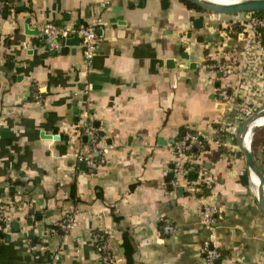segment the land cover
<instances>
[{"label": "crops", "instance_id": "0c3cea01", "mask_svg": "<svg viewBox=\"0 0 264 264\" xmlns=\"http://www.w3.org/2000/svg\"><path fill=\"white\" fill-rule=\"evenodd\" d=\"M139 1L19 0L20 10L0 14V203L10 220L0 264H99L96 235L115 264H128V249L130 264H205L200 247L210 231L200 222V200L218 208L219 263L264 264V217L251 177L242 181L240 128L224 133L228 149L215 141L218 125L233 123L218 90L240 81L247 41L232 21L199 17L202 26L193 28L192 9ZM121 13L123 24L109 22ZM48 22L98 26L90 65L81 43L50 53L40 33ZM215 61L231 66L218 81ZM84 123L101 149L95 170L77 159L90 154L81 142L88 127L78 128ZM54 129L68 138H55ZM187 132L207 141L187 151L192 162L176 185L167 174ZM66 213L74 227L50 234ZM168 223L175 234L162 232Z\"/></svg>", "mask_w": 264, "mask_h": 264}, {"label": "built area", "instance_id": "2783aa9c", "mask_svg": "<svg viewBox=\"0 0 264 264\" xmlns=\"http://www.w3.org/2000/svg\"><path fill=\"white\" fill-rule=\"evenodd\" d=\"M17 0H13V3ZM6 2L0 1V10ZM10 4V3H6ZM234 26H238L240 34L247 43L245 46V59L240 64L243 65V72L237 86L229 90L228 86L223 85L219 87L218 94L223 105V110H230L233 112V123L226 126L223 123L218 125V135L216 142L219 147L228 149L229 144L224 137V133L228 136L234 135L242 124L257 110L264 107V17L253 12L236 14V19L232 21ZM234 30V29H233ZM40 33L45 36L44 43L48 50H59L62 46V41L69 37H79L80 43L83 47V55L87 65H90L93 56L95 55L98 41L101 34L98 31V26L94 25H75V24H55L45 23L40 28ZM231 66L225 67L223 63L215 61L211 63L210 69H214V81L222 78L223 74H230ZM229 69V70H228ZM230 71V72H229ZM39 99V95H35ZM257 123V122H256ZM253 124V130L260 126ZM236 125V126H235ZM252 130V133H253ZM87 132L91 133V140L89 145L90 154L84 156L82 153L77 154L79 161H85L89 169L95 170L99 163L103 162L101 156V149L97 147V135L92 128H87ZM220 134V135H219ZM252 138V134H251ZM203 136L187 132L174 145V152L177 156L176 162L172 168L173 182L178 185L185 179L184 175L185 165L192 162L191 156L187 151L194 147L200 146L201 142H206ZM251 142V141H250ZM250 143L248 144V150ZM188 183V182H187ZM191 183V182H190ZM203 183V182H201ZM200 183V186H201ZM205 183V182H204ZM206 184V183H205ZM189 187V186H188ZM198 188L197 184L190 185L189 189ZM202 188V187H200ZM198 211L201 224L210 231V236L204 239L201 243L200 253L205 261V264H220L221 252L215 247L212 237V232L216 227L218 208L203 200L199 201ZM75 219L72 214L66 213L62 218L57 220L50 227V234L65 233L74 227ZM10 223L9 217L6 216L3 205L0 203V232H2L6 225ZM162 232L165 234H175L176 227L170 223L162 226ZM98 241V249L100 250L101 264H115V260L108 251L106 242L101 235H96Z\"/></svg>", "mask_w": 264, "mask_h": 264}, {"label": "water", "instance_id": "95a60500", "mask_svg": "<svg viewBox=\"0 0 264 264\" xmlns=\"http://www.w3.org/2000/svg\"><path fill=\"white\" fill-rule=\"evenodd\" d=\"M162 4L163 7L167 8L170 4V2L172 1L174 3V6H178L180 7L184 14H186L189 11V8L187 6V4L182 1V0H159ZM189 3L199 7L200 9L204 10V11H208V12H212V13H218V14H239V13H247V12H253V13H263L264 14V0H239L235 3H231V4H227V5H223L217 2H213V1H209V0H187ZM145 0H140L137 4L139 6H144L145 4ZM22 4V3H19ZM134 3L131 2L129 3V6H133ZM120 7H114L113 11L114 12H118L120 11ZM123 16L124 14L121 13L115 17H111L109 19V22L112 23H119V24H123ZM192 26L193 28H200L202 26V19L197 17L193 20L192 22ZM25 32L26 33H30V34H38L39 31L38 30H28L27 26L24 27ZM190 34V33H189ZM43 38H45L44 35H42ZM80 43V38L79 37H69L67 39H65L64 41H62V46L60 47L59 50H50V53L55 55L56 53H61L64 54L66 47L69 45H78ZM187 43H184L182 46L184 48L187 47ZM182 57L187 58V53L183 51L182 53ZM172 61H168L167 63H171ZM192 67L194 66V64L191 65ZM218 85V84H216ZM217 107L221 108L222 105L219 103L217 104ZM264 117V107H262L261 109L257 110L255 113H253L250 117L247 118V120L242 124V126L240 127L238 134H237V146L239 148V150L241 151L242 155L245 158V162L247 165V169H248V174H249V179L251 177V174H254L256 176V178L259 181V187L257 189L256 192V200L258 203V207L259 210L261 212V214L264 217V174L261 172L260 168L258 167L253 155L250 153V151L248 150V148H246L243 144V135L244 132L246 130L247 127L249 126H253V124H255L260 118ZM89 124L84 123L83 125L79 126V131L83 132ZM94 127H98V123L97 121L92 124ZM53 135L55 138H61L63 137L64 139H67L68 136L63 135L62 133H58V131L56 129H54L53 131ZM90 140H91V133H83V135L81 136V142L84 144H90ZM174 166V164L170 165V168L172 169ZM194 173L191 172L189 173V180L190 178L193 179L194 177ZM167 178L168 179H173V172L170 171L167 174ZM251 181V180H250ZM178 191H181V189H179ZM32 212V211H30ZM38 219V218H37ZM27 223L31 224L32 222L27 219ZM41 232V227H38V236L40 235ZM2 232H0V237H2ZM8 238V237H7ZM99 264H101V262H99Z\"/></svg>", "mask_w": 264, "mask_h": 264}, {"label": "rangeland", "instance_id": "374dc122", "mask_svg": "<svg viewBox=\"0 0 264 264\" xmlns=\"http://www.w3.org/2000/svg\"><path fill=\"white\" fill-rule=\"evenodd\" d=\"M192 13L195 17H202L203 19L211 18L214 19L215 21L223 22L224 24H227L229 23V21H234V19H236V14H218L204 10L197 11L194 8L192 9ZM262 17H264V15ZM233 117L234 115H232V122H233ZM249 151L253 155L261 172L264 174V125L257 127L253 130ZM251 188L253 193H256L252 183H251Z\"/></svg>", "mask_w": 264, "mask_h": 264}, {"label": "trees", "instance_id": "16d2710c", "mask_svg": "<svg viewBox=\"0 0 264 264\" xmlns=\"http://www.w3.org/2000/svg\"><path fill=\"white\" fill-rule=\"evenodd\" d=\"M0 1H4V2H8L10 3L9 5L5 3V5L3 6V8L0 10V14L4 17H6L9 12L11 11V9H14V10H20L21 8L17 6V1H15L13 3V0H0ZM184 1L187 5H188V8H194L196 9L197 11H202V9H200L199 7L189 3L187 0H182ZM257 15H260V16H263L264 14L263 13H256ZM264 32V31H263ZM263 44H264V33H263ZM239 153L241 154V151H239ZM242 181L244 184H248V181H249V174H248V171H246L243 175H242ZM96 247H98V245H96ZM97 251L100 253V250L97 248ZM125 256H126V261L128 264H130L132 262V250L131 249H128L126 250L125 252Z\"/></svg>", "mask_w": 264, "mask_h": 264}, {"label": "bare ground", "instance_id": "6f19581e", "mask_svg": "<svg viewBox=\"0 0 264 264\" xmlns=\"http://www.w3.org/2000/svg\"><path fill=\"white\" fill-rule=\"evenodd\" d=\"M209 1L217 2V3L223 4V5H227V4L235 3L239 0H209ZM263 125H264V117L260 118L257 121L255 126H263ZM253 127L254 126L247 127L245 132H244L243 144L246 148L248 147V144L251 141V134H252ZM251 183L253 184L255 191L257 192V189L259 187V181L254 174H251Z\"/></svg>", "mask_w": 264, "mask_h": 264}, {"label": "flooded vegetation", "instance_id": "af4514ba", "mask_svg": "<svg viewBox=\"0 0 264 264\" xmlns=\"http://www.w3.org/2000/svg\"><path fill=\"white\" fill-rule=\"evenodd\" d=\"M189 9H193V8H189Z\"/></svg>", "mask_w": 264, "mask_h": 264}]
</instances>
